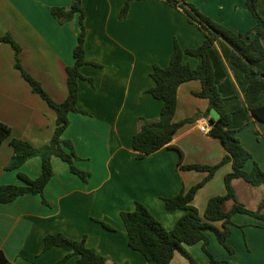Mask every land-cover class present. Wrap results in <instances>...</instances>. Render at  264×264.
Returning <instances> with one entry per match:
<instances>
[{
    "label": "crops",
    "instance_id": "1",
    "mask_svg": "<svg viewBox=\"0 0 264 264\" xmlns=\"http://www.w3.org/2000/svg\"><path fill=\"white\" fill-rule=\"evenodd\" d=\"M72 1L0 0V38L10 35L20 45L23 69L58 104L68 97L67 68L75 63L80 24L78 15L60 24L49 9H70ZM126 1L82 0L86 60L101 67L88 64L80 69L85 79L79 81L78 107L87 115L70 114L64 139L74 146L76 167L90 177L83 181L68 164L53 157L54 177L44 191L47 205L41 196L33 195L0 204V252L12 264H59L67 255L64 250L44 251V238L58 233L76 241L85 239L89 248L108 259L107 264H149L130 247L121 214L133 212L140 202L172 231L187 212H169L164 200L189 191L207 177V173L180 170V161L182 165L215 166L227 154L222 142L209 135V100L194 95L202 91L201 82L190 81L178 89L174 122L196 116L198 120L182 127L169 147L136 160L133 139L138 119H158L163 107L162 101L145 93L154 86L153 67L169 66L175 42L183 50L198 48L205 36L181 10L161 0H134L127 18L121 20ZM188 1L236 34H245L257 25L247 0ZM260 10L264 13V1ZM183 61L194 69L199 65L198 59L189 56ZM230 75L234 80L231 71ZM56 121L55 111L33 93L16 69L12 46L1 43L0 122L12 134L0 144V186L23 185L19 173L31 179L40 177L41 157L28 160L18 170L6 169L14 155L10 143L18 139L36 149L47 146ZM202 126L208 132H202ZM237 137L253 156L245 170L250 172L254 163L264 170V122L252 118ZM232 171V163L223 165L195 196L193 205L202 218L211 198L226 195L225 177ZM235 187L240 194L249 193L240 182ZM249 196L256 197V192ZM216 226L221 229L222 223ZM230 230L232 253L220 245L214 233L207 234L214 259L220 264H264V222L238 214L232 218ZM185 249L199 264L210 263L202 243ZM178 254L184 257L177 253L171 264ZM77 259L72 257L65 264H78Z\"/></svg>",
    "mask_w": 264,
    "mask_h": 264
},
{
    "label": "trees",
    "instance_id": "2",
    "mask_svg": "<svg viewBox=\"0 0 264 264\" xmlns=\"http://www.w3.org/2000/svg\"><path fill=\"white\" fill-rule=\"evenodd\" d=\"M133 1H126L120 12L121 20L127 18ZM161 1L181 10L188 22L203 32L205 40L200 47L186 50L175 42L169 66L153 67L151 78L154 86L145 93L162 101L163 107L158 119L148 120L143 117L138 119L139 129L133 139V147L137 152L136 160L148 159L156 152L169 147L175 134L182 127L198 120L199 117L196 116L178 123L174 122L178 106V89L190 81H200L202 84V91L194 95L209 100L206 116L211 120L213 109L221 114L222 117L213 124L209 135L222 142L227 154L215 166L182 165L180 161V170L207 173V177L189 191L183 190L178 196L164 200L169 212L178 210L187 212L172 231L166 230L140 202L136 203L133 212H124L121 217L127 229L130 247L141 253L149 264H171L177 253L182 254L189 264H199L185 249L187 246L199 243L203 244V251L210 258L209 264H220L208 250V233H214L220 245L232 253L228 239L231 234L232 218L235 215H249L264 222V197L254 209L249 207L248 197L251 192L256 191L254 189L264 187V170L257 163H254L250 172L245 170L253 156L237 137V133L252 118L264 122V13L260 10L264 0H247V6L256 18L257 25L245 34H236L213 21L186 0ZM49 11L60 24L71 22L76 15L79 16L80 31L73 52L75 63L67 68L68 97L65 102L61 104L54 102L42 85L23 69L20 60L22 49L10 35L0 38V44H10L14 49L15 67L30 84L33 93L45 100L57 115L56 129L49 145L36 149L28 142L11 140L14 155L6 169L18 170L28 160L41 157L42 174L37 179H31L19 173L18 177L23 185L0 186V204H9L22 196L33 195L41 196L44 204L47 205L44 191L54 177L53 157H58L68 164L71 172L83 181L86 182L90 177V174L76 167L75 161L78 157L72 142L64 139V133L70 123V114L87 115L78 107L79 81L85 79L80 69L88 64L95 67L101 65L88 63L86 60V14L82 9V0H73L70 9L54 7ZM184 56L198 59V67L194 69L188 63H184ZM89 81L93 83L92 80ZM11 134V128L0 122V144ZM227 163H232L233 166V171L225 177L227 193L225 196L211 198L202 218L193 205L194 198ZM235 182H240L247 188L248 195L245 192L240 194ZM219 222L222 223L221 229L216 226ZM102 224L107 229L113 230L107 224ZM54 247L61 248L67 253L59 264H65L72 257L78 258V264L108 263L105 256L87 246L85 239L76 241L61 233L47 235L44 238V251ZM0 264H12L2 252H0Z\"/></svg>",
    "mask_w": 264,
    "mask_h": 264
},
{
    "label": "rangeland",
    "instance_id": "3",
    "mask_svg": "<svg viewBox=\"0 0 264 264\" xmlns=\"http://www.w3.org/2000/svg\"><path fill=\"white\" fill-rule=\"evenodd\" d=\"M187 2H189L188 0H186ZM189 3H191V2H189ZM191 4H193V3H191ZM193 5H195V4H193ZM196 6V5H195ZM197 7V6H196ZM198 8V7H197ZM199 10H200V8H198ZM201 11V10H200ZM201 13H203L202 11H201ZM205 16H207V17H209L210 19H212L213 21H215V22H217L218 23V21L217 20H215V19H213V18H211L210 16H208L207 14H205V13H203ZM220 24V23H219ZM254 190H256L255 192H256V197H254V198H251L250 199V196L248 195V193H247V195H248V197H249V207H252V208H254L255 207V204L254 203H256L257 201H259L260 199H262V197H263V195H264V187H261V188H259V189H254ZM247 201V200H246ZM253 201V202H252ZM173 264H189V262H188V260L185 258V257H182L181 255H177V259L175 260V262L173 263Z\"/></svg>",
    "mask_w": 264,
    "mask_h": 264
},
{
    "label": "water",
    "instance_id": "4",
    "mask_svg": "<svg viewBox=\"0 0 264 264\" xmlns=\"http://www.w3.org/2000/svg\"><path fill=\"white\" fill-rule=\"evenodd\" d=\"M221 117V114L217 110H211V121L209 123L210 126H213V124L219 121Z\"/></svg>",
    "mask_w": 264,
    "mask_h": 264
},
{
    "label": "built area",
    "instance_id": "5",
    "mask_svg": "<svg viewBox=\"0 0 264 264\" xmlns=\"http://www.w3.org/2000/svg\"><path fill=\"white\" fill-rule=\"evenodd\" d=\"M200 130L202 131V132H208V130H207V126H202L201 128H200Z\"/></svg>",
    "mask_w": 264,
    "mask_h": 264
}]
</instances>
